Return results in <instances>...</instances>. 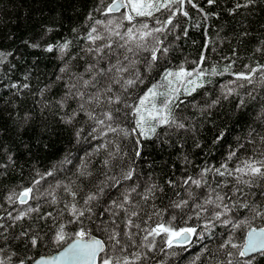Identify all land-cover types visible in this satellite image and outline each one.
I'll use <instances>...</instances> for the list:
<instances>
[{
  "label": "trees",
  "instance_id": "obj_1",
  "mask_svg": "<svg viewBox=\"0 0 264 264\" xmlns=\"http://www.w3.org/2000/svg\"><path fill=\"white\" fill-rule=\"evenodd\" d=\"M194 2L207 12H218L219 18L210 17L205 21L197 9L186 5L185 10L188 11L191 19L177 16L179 28L167 36L165 43L171 41L173 47L168 57L161 62L162 66L175 69L184 64L187 69L191 70L196 65L189 62L199 60L201 51L209 38L214 42L215 50H212V45L204 49L208 56L205 63L206 68H210L212 64L223 68L229 63L223 57L232 56L233 49L237 52V56L233 57L236 61L232 67L234 72H247L246 64L253 66L257 62L264 64V54L255 52L260 41L264 40V5H257L251 10L241 9L236 15H229L228 9L233 7L234 0H217V4L212 7L207 5L206 0H194ZM97 7L98 0H0V50L13 54L8 58L7 63L0 65V164L7 165L5 168H0V173H3L0 175V205H3L0 208V216L4 217L0 223L6 227L13 223L8 218V212L15 216L29 206H40L39 214L32 213L30 219L17 221L14 228L8 229L5 233L9 238L7 242L0 239V246L3 247L0 256L5 259L12 252H16L20 258L30 256L36 259L61 249L55 247L50 238L56 230L54 225L61 222L67 223L70 216L67 211L63 216H59V210L64 207V204L50 205L51 197L46 196L45 192L54 191L57 198L65 202H70L71 198L65 194L63 188L55 187L57 182L70 185L73 189L77 186L83 188V192L80 193V196H83L89 191H96V185L105 181V173L109 176L119 174V168L113 167L109 171L101 163L102 160L108 158L116 143L119 144L122 152L127 153L120 167L126 168L130 163L129 157L134 156L131 138L124 140L112 133L108 136H101L99 132L92 131L94 126L97 128L100 126L95 125V122L89 120L84 114L79 115L71 125L63 123L60 119L61 116L69 114L73 108H78V105L74 100H69L68 108L61 109L58 106L57 101L64 95V83L67 80V76L59 71L64 61L59 59L57 51L48 53L43 49L49 44L62 43L65 39L72 40L71 51L76 55V59L70 63L75 66L73 71L82 72L84 65L91 60V57L81 51L88 44L84 39H79L78 33H74L72 29H78L79 36L84 35L87 31L86 25L93 24V20L86 19L89 13L92 14L94 20L108 19L109 17L102 15L103 9L101 12L95 11ZM115 15L119 16L120 13ZM156 15L161 20L167 17V13ZM138 20H146L150 25L156 26L154 19L138 18ZM127 26L125 22V27ZM185 28L188 30L187 37L182 35ZM47 29H52V31L47 32ZM245 30L250 34L242 36L241 33ZM175 35H181V39L174 40ZM161 38L164 37L161 36ZM31 43H38L41 48L33 49L29 46ZM143 55H148V53ZM81 57L84 58L81 59ZM160 70L158 67L149 76L148 81L156 82L159 79ZM62 75L65 79H56L57 76ZM234 79V76L228 74L215 76L210 84L198 89L192 96L181 97L185 103L175 109L174 114L186 125V129H170L168 134L160 139L154 137L144 140L141 138L143 147L141 157L136 158L137 171L140 174L141 183L146 182L151 176L153 181L164 187L166 194L162 199L155 201L160 208H167L170 200L178 199L175 192L165 183L167 179L177 180L188 175L198 178L201 169L206 165L219 167L222 163L228 162L229 167H233L239 164L240 159L252 157L258 153L259 149L264 148V144H261L259 139L264 136V85L259 82L247 85L243 81L233 84L231 81ZM148 81L132 92L130 101H135L136 97L146 89ZM13 83L18 85L27 83L30 87L20 91L11 87ZM240 83H245L246 86L238 87ZM226 85L236 89L239 94L225 99ZM46 86L48 90L44 91L41 96L40 93ZM18 92L19 95H17ZM249 92L251 95L248 94ZM217 99H219L218 104L208 107L212 101ZM241 100H243L242 105ZM45 103L49 107H44ZM201 108L206 111L201 112ZM94 110L99 115L106 109L102 104ZM25 114H29L26 122L22 119ZM118 122L122 127L130 128L133 126L134 117L125 116L121 112ZM77 131H80L79 137L76 136ZM163 131V128L157 130L158 134ZM221 133H224L225 138L218 143L215 142ZM249 141H254V143H249ZM197 144L200 147H197ZM240 144L244 147L237 153V157L227 161L229 150L237 148ZM182 156H187L192 163L185 165L182 162ZM66 160L71 162L67 163ZM80 169L90 171L92 176L87 179L81 177L78 171ZM50 170L54 171L53 176L45 177L39 185L34 184V181L39 179L37 172L46 173ZM219 179V177L215 179L210 177L209 184L215 187ZM108 183L111 184L110 181ZM132 183L133 181L126 182L128 185ZM258 185L252 189H245V192L249 194L246 198H251L264 206V197L259 195L264 190V181H258ZM27 187H33V196L40 198L30 200L24 205L19 202L8 203L6 197L10 193L18 194ZM121 191H123V185L119 190L107 187L101 201V208L109 197L118 199ZM175 191H179L180 198H186L183 188H177ZM193 191L198 196L201 192L207 193V189H196L194 186ZM80 196L77 199H80ZM101 208L96 211H101ZM47 212H52L57 219L55 221L37 219V215ZM184 212L188 215L192 214L187 209ZM184 212L168 208L164 214V220L167 221L171 214L176 213L177 226H185L180 219ZM244 215L243 211L240 212L241 217ZM184 218L187 219V216L185 215ZM197 223L202 224L203 219L198 222L193 218L188 221L187 226H195ZM261 225H264V221L254 222V226ZM85 226L94 227L88 221H85ZM26 230L30 231V234L39 231L43 242L36 248H32L27 238L12 239ZM76 230L77 225H67V232L72 233ZM0 231L3 230L0 229ZM244 231L235 232L234 242L243 244ZM215 233L226 235L227 230L217 227ZM93 234L99 235L95 231ZM223 238L217 235L215 239L208 240L206 237L204 242L215 251ZM193 241L194 243L184 250L180 247L168 249L158 239L157 251L152 254L154 258L150 264H193L194 261L195 264H204L203 258L196 261V257L200 255L202 242L196 241L195 237ZM25 245L28 246L25 247ZM162 247L164 251L161 252L159 249ZM229 250L234 253V261L242 262L248 259L236 255L237 249L230 248ZM172 252L177 255H171ZM17 256L12 257L11 264H16ZM219 256L221 259L225 258L223 253ZM32 261L28 260V264ZM254 264H264V257H257Z\"/></svg>",
  "mask_w": 264,
  "mask_h": 264
},
{
  "label": "snow or ice",
  "instance_id": "obj_2",
  "mask_svg": "<svg viewBox=\"0 0 264 264\" xmlns=\"http://www.w3.org/2000/svg\"><path fill=\"white\" fill-rule=\"evenodd\" d=\"M206 2L209 7L217 4V0H206ZM186 5L197 9L205 21L210 17L219 18L218 12L205 11L194 0H110V2L98 0V7L95 11L101 12L103 9L102 15L109 18L94 20L92 14L89 13L86 19L93 20V24L86 25L87 31L84 35L79 36V30L72 29L74 33H78L79 39H84L88 44L81 51L91 57V60L84 65L82 72L73 71L75 66L70 63L76 59V55L71 51L72 40L65 39L62 43L49 44L43 49L48 53L57 51L59 59L64 61L59 71L67 76V80L64 83V95L57 101L58 106L61 109L68 108L69 100H74L78 105V108H73L69 114L60 117L62 122L71 125L79 115L84 114L89 120L94 121L95 125L100 126L99 128L94 126L92 131L99 132L101 136H108L112 133L124 140L131 138L134 156L129 157L130 163L126 168L120 167L127 153L122 152L119 144L116 143L108 158L102 160L101 163L109 171L113 167L119 168V174L109 176L105 173L106 179L96 185V191H89L80 196L83 188L77 186L73 189L70 185L57 182L55 187L63 188L65 194L71 198L70 202L59 200L54 191L45 192L46 196L51 197L50 205L64 204V207L59 210V216H63L65 211L70 216L67 223L61 222L54 225L56 230L50 239L55 247L62 248L58 255L34 259L30 256L20 258L16 252H12L7 259L0 256V264H11L13 256H17L16 264H28V260H33L34 264H150L154 258L152 254L157 251L158 239L168 249L180 247L187 250V247L194 243V237L196 241L202 242L200 255L196 257V261L203 258L204 264H254L257 257H264V225L254 226L256 220L264 221V206L251 198H246L249 194L245 192V189L258 187V181H264V148L259 149L258 153L252 157L240 159L239 164L233 167H229L228 162L222 163L219 167L206 165L201 169L198 178L188 175L177 180L167 179L165 183L178 197V199L170 200L167 208H160L155 203L157 199H162L166 194L162 185L153 181L151 176L146 182H140V174L135 162L136 158L142 155L141 138L144 140L154 137L160 139L166 136L170 129H186V125L174 114L175 109L185 103L181 99L182 96H192L198 89L210 84L209 77L225 74L235 77L231 81L233 84L243 81L247 85L257 82L264 85V64L259 62L255 66L246 64L247 72L232 71L236 63L233 57L237 56L235 49H233L232 56L223 57L229 61L223 68H219L216 64L206 68L205 63L208 56L204 49L212 45V50H215L214 42L210 38L202 49L198 61L186 60L196 65L191 70L187 69L184 64L175 69L162 66L161 62L168 57L173 47V42L165 43L167 36L179 28L177 16L191 19L188 11L185 10ZM257 5H264V0H234L233 7L228 9V14L236 15L241 9L251 10ZM116 13L120 15L116 16ZM157 13H167V17L161 20L156 15ZM138 18L154 19L156 26L150 25L146 20H138ZM125 22H127V27H125ZM196 26L199 27V25ZM46 31L51 32L52 29ZM249 34L247 30L241 33L242 36ZM182 35L187 37V28L183 30ZM161 36L164 38L162 39ZM180 39L181 35L174 36V40ZM25 43L28 42L25 41ZM29 46L33 49L41 48L38 43H31ZM255 52L264 54V40L260 41ZM144 53L148 55H143ZM12 55L11 52L0 50V65L7 63ZM12 67L15 66L12 65ZM158 67L161 69L158 73L159 79L154 83L148 81L149 76ZM56 79L63 80L65 76H57ZM146 81H148L146 89L136 97L135 101H130L132 92ZM246 84L240 83L238 87H245ZM11 87L22 91L29 89L30 85L13 83ZM225 87L227 89L224 93L225 99L239 94L236 89L227 87V85ZM46 90H48L47 86L40 95L43 96ZM248 94L251 95V92ZM218 103L219 99L214 100L208 107H213ZM102 104L106 110L97 115L94 108ZM240 104H243V100ZM114 105L118 107H113ZM43 106L49 107L47 103ZM200 111L204 112L206 109L201 108ZM121 112L125 116L134 117L132 127L125 128L120 125L118 116ZM28 118L29 114H25L22 119L26 122ZM161 128L164 131L158 134L157 130ZM80 131L76 132L77 137L80 136ZM224 138V133H221L215 142L218 143ZM259 139L260 143L264 144V136ZM249 143H254V141H249ZM196 146L200 147L199 144ZM243 147L244 145L240 144L237 148L230 149L227 161L237 157V153ZM11 159L9 156V160ZM113 161L116 163L113 164ZM66 162L71 161L66 160ZM182 162L185 165L192 163L187 156H182ZM5 167L7 165L0 164V168ZM78 171L79 175L85 179L92 176V173L86 169ZM37 175L39 179L34 181L35 185H39L45 177L53 176L54 171L37 172ZM210 177L220 178L216 181L215 187L209 184ZM109 181L111 184L108 183ZM127 181H133V183L128 185ZM121 185H123V191L120 192L119 198L109 197L101 208L106 188L114 187L119 190ZM193 186L196 189H207V193L201 192L198 196L193 191ZM177 188L184 189L186 198H180L179 191H175ZM259 195L264 197V190ZM78 196L80 199H77ZM39 198V196H33V187H27L18 194L10 193L6 200L9 204L19 202L24 205L30 200ZM2 207L3 205H0V208ZM98 208H101V211L97 212ZM168 208L179 209L181 212L187 209L192 213L188 215L184 212V215L180 217L185 226H177L176 213L171 214L167 221L164 220V214ZM242 211L245 215L241 217L240 212ZM32 213L39 214L40 206H29L15 216L8 212V218L13 223L7 227L0 223V229L3 230L0 231V239L7 242L9 238L5 233L8 229L14 228L17 221L30 219ZM185 215L187 219L184 218ZM193 218L198 222L203 219V223L187 226L188 221ZM3 219L4 217L0 216V220ZM37 219L55 221L57 216L52 212H47L37 215ZM85 221L90 222L94 227H86ZM68 224L77 225V230L72 233L67 232ZM217 227L226 229L227 234H216ZM239 230H245L243 244L234 242L235 232ZM94 231L99 235H94ZM217 235L224 238L213 251L204 241L206 237L208 240H213ZM21 238H27L32 248H36L43 242L39 231L30 234V231L26 230L12 237L13 240ZM230 248L237 249L236 255L239 257H248V259L242 262L234 261V253L229 250ZM159 250L162 252L164 248ZM0 252H3L2 246H0ZM220 253H223L224 259L220 258ZM171 255L175 256L177 253L172 252Z\"/></svg>",
  "mask_w": 264,
  "mask_h": 264
},
{
  "label": "water",
  "instance_id": "obj_3",
  "mask_svg": "<svg viewBox=\"0 0 264 264\" xmlns=\"http://www.w3.org/2000/svg\"><path fill=\"white\" fill-rule=\"evenodd\" d=\"M61 250H62V248L59 249L58 251L52 253V254L42 255V256L37 257L36 259H40V258H50L52 256L58 255ZM244 258H248V257H244ZM31 264H34V261H32Z\"/></svg>",
  "mask_w": 264,
  "mask_h": 264
},
{
  "label": "rangeland",
  "instance_id": "obj_4",
  "mask_svg": "<svg viewBox=\"0 0 264 264\" xmlns=\"http://www.w3.org/2000/svg\"><path fill=\"white\" fill-rule=\"evenodd\" d=\"M215 77V76H214ZM214 77H209V79H213Z\"/></svg>",
  "mask_w": 264,
  "mask_h": 264
}]
</instances>
